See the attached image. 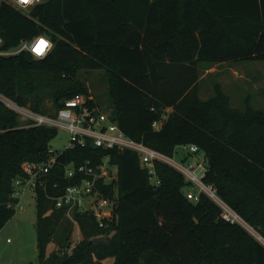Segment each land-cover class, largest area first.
<instances>
[{"label": "trees", "instance_id": "1", "mask_svg": "<svg viewBox=\"0 0 264 264\" xmlns=\"http://www.w3.org/2000/svg\"><path fill=\"white\" fill-rule=\"evenodd\" d=\"M38 35L53 42L44 57L0 55L1 93L40 113L48 97L57 111L88 93L73 81L80 70H109L108 99L122 129L170 156L177 145L197 144L207 159L204 181L264 235V109L248 95L244 109L233 107L221 87L205 100L200 88L201 62L264 61V0H42L26 9L0 0L1 49ZM56 134L55 126H23L0 101V230L16 213L13 180L22 164L57 156L47 188L35 190L39 264H264V244L223 218L207 194L188 198L191 184L170 164L156 162V185L135 150L56 152ZM104 155L118 166L117 180L97 187L117 198L118 221L101 227L75 211L82 236L74 243L72 220L48 195L81 180L66 176L68 164Z\"/></svg>", "mask_w": 264, "mask_h": 264}, {"label": "built area", "instance_id": "2", "mask_svg": "<svg viewBox=\"0 0 264 264\" xmlns=\"http://www.w3.org/2000/svg\"><path fill=\"white\" fill-rule=\"evenodd\" d=\"M17 8H29L40 0H6ZM45 41L42 46L41 42ZM3 39L0 36V55H13L23 50L31 52L36 58L44 57L52 48L53 42L47 35H38L32 39L22 40L21 43L11 49L3 50L1 46ZM93 97L88 93H76L65 101V105L55 113L46 114L32 110L28 106H22L0 93V101L9 108L18 112L26 120L25 126L50 125L64 127L70 132V140L67 149L78 147H94L103 150L119 148L132 149L139 153L143 166L147 169L149 177L156 185L161 183L156 169V162H166L179 170L185 179L191 184L187 190V197L197 201L201 194L205 193L214 199L224 210L223 218L232 222H239L250 232L256 231L250 226L234 209H232L216 192L213 185L204 181L207 170L206 156L202 157L199 146L195 143L181 144L180 146L187 155L177 161L173 156L165 154L155 148L148 146L144 141L137 140L128 135L120 126L112 111L101 109L93 105ZM168 113L162 115V119L153 123L154 128L159 129L163 120L167 119ZM190 155L197 156L198 160H192ZM57 163V156H51L45 162L26 161L22 164L23 174L13 180V196L19 197L21 189L38 187L47 188L48 174ZM82 174V178L75 184H69L61 195H48L55 201V207L64 209L65 214L71 220L75 219L74 212H88L92 214L99 226L104 227L111 222H117L118 201L116 197H110L97 187V182L109 183L117 180V172L114 165L110 163L109 155H104L102 161L94 163L87 159L84 163L76 166L70 163L66 166V176L73 177ZM199 189L194 190L193 187ZM19 201L15 208L20 205ZM79 225V224H78ZM259 239H264L259 235Z\"/></svg>", "mask_w": 264, "mask_h": 264}, {"label": "rangeland", "instance_id": "3", "mask_svg": "<svg viewBox=\"0 0 264 264\" xmlns=\"http://www.w3.org/2000/svg\"><path fill=\"white\" fill-rule=\"evenodd\" d=\"M262 73H264V61L201 62V96L205 100L210 99L216 94V87H221L224 93L230 97L233 107L244 109L247 101L246 96L248 95V99L255 104V108L264 109V95H262L264 92L262 87L264 86V78L261 76ZM109 75L110 72L107 69L80 70L77 73V77L73 78V81L77 80L81 83L84 86V90H88V94L94 98L93 101L99 103L101 109L112 111L113 107L108 99ZM63 78L69 79L68 76H63ZM44 108L46 109V114H52L56 111L52 99L48 97L45 99ZM18 115L21 124L23 126L26 125V120L19 113ZM69 140V130L64 127H58L57 134L51 140L50 146L54 151L62 152L66 150ZM184 155H187L186 152L180 145H177L173 159L180 161ZM201 156L204 157L205 153L202 152ZM188 158L195 161L198 160V157L193 155ZM205 164L207 165V162ZM114 168L117 172L118 166L114 165ZM193 189L196 190L199 187L195 186ZM19 198L21 203L17 207L16 213L0 230V264H39L35 190L32 188L21 189ZM72 222L74 226L72 240L76 243L82 234L79 223L74 220ZM255 230L251 234L264 244V239H259V235H262V233L257 229ZM54 246V243L48 245V253L53 250ZM113 262V258L104 260V264H113Z\"/></svg>", "mask_w": 264, "mask_h": 264}, {"label": "crops", "instance_id": "4", "mask_svg": "<svg viewBox=\"0 0 264 264\" xmlns=\"http://www.w3.org/2000/svg\"><path fill=\"white\" fill-rule=\"evenodd\" d=\"M261 76H262V78H264V73H262ZM262 87H263V89H264V86H262ZM262 95H264V92L262 93ZM170 110H171V108H170ZM78 240H79V239H78Z\"/></svg>", "mask_w": 264, "mask_h": 264}, {"label": "bare ground", "instance_id": "5", "mask_svg": "<svg viewBox=\"0 0 264 264\" xmlns=\"http://www.w3.org/2000/svg\"><path fill=\"white\" fill-rule=\"evenodd\" d=\"M41 44H42V46H43V45L45 44V41H42Z\"/></svg>", "mask_w": 264, "mask_h": 264}]
</instances>
